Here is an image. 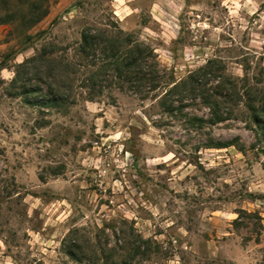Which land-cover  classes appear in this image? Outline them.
Instances as JSON below:
<instances>
[{
    "label": "rangeland",
    "instance_id": "rangeland-1",
    "mask_svg": "<svg viewBox=\"0 0 264 264\" xmlns=\"http://www.w3.org/2000/svg\"><path fill=\"white\" fill-rule=\"evenodd\" d=\"M34 1L47 12L27 27L26 0H0V264H264V153L243 107L192 128L157 99L82 88L97 66L73 71L82 29L117 26L175 78L217 56L228 75L248 65L264 79V0ZM44 45L71 67L62 83L50 71L69 94L61 108L30 105L10 83ZM235 138L242 151L204 145ZM69 238L82 260L64 252Z\"/></svg>",
    "mask_w": 264,
    "mask_h": 264
},
{
    "label": "trees",
    "instance_id": "trees-1",
    "mask_svg": "<svg viewBox=\"0 0 264 264\" xmlns=\"http://www.w3.org/2000/svg\"><path fill=\"white\" fill-rule=\"evenodd\" d=\"M26 2V11L19 15L24 20L22 24L29 27L38 22L46 14L47 9H40L41 6L34 0H26ZM76 4L79 5L80 1ZM17 12L20 11H11L6 20L16 19ZM114 28L116 31L110 33L108 27L87 26L80 32L77 49L80 63L77 68H73V71L79 74L80 65L83 67L97 66L81 79L82 88L95 90V86H98V92L102 93L105 88L116 85L125 92L138 95L140 99H157L159 106L166 113L171 115L179 113L185 117L190 127L197 129L226 121L235 116L234 112L238 108L243 107V110L240 109L241 120L249 123L247 126L255 132L256 141L260 145L258 150L264 153V79L261 77L262 72L261 76L249 73L250 67L246 65L243 67V75L234 77L226 73L224 61L214 56L208 58L203 65L189 70L184 77L175 78L173 74L160 67L154 51L148 45L137 41L129 33H123L117 26ZM48 49L44 45L33 56L17 63L10 83L14 88L16 84H19L17 94L22 95L26 103L30 105L61 108L68 104L69 94L67 95L64 89L66 86L59 85L50 71H57L62 83L65 82V77L71 67L68 63L60 64L63 59L60 62L57 61L50 55ZM52 62H57V65H51ZM21 69L28 74L32 73L33 78H42L45 86L27 87L25 81L28 79L21 77ZM68 85L71 87V83ZM192 105L205 108L206 116L188 115L183 112L185 108ZM211 140L204 145L218 149L235 146L238 150H243L237 138L216 142ZM255 147L253 144L249 148L255 149ZM242 213H244L242 209L237 211L234 222H237ZM63 249L74 260H82L79 256H83V252L78 250L79 245L75 239L64 240Z\"/></svg>",
    "mask_w": 264,
    "mask_h": 264
}]
</instances>
